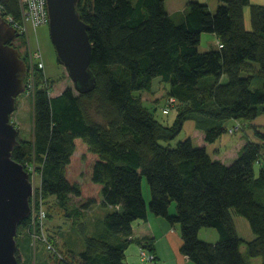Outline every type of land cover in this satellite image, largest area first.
Instances as JSON below:
<instances>
[{
  "label": "trees",
  "instance_id": "obj_1",
  "mask_svg": "<svg viewBox=\"0 0 264 264\" xmlns=\"http://www.w3.org/2000/svg\"><path fill=\"white\" fill-rule=\"evenodd\" d=\"M165 1L80 0V15L90 25L96 86L87 93L67 86L51 95L44 68L35 64L47 85L33 94V138L19 135L13 156L26 169L29 159L39 165L42 194L56 198L72 225L80 226L85 249L78 264H129L126 250L135 240L133 224L147 219L149 210L180 223V251L197 264H264V133L261 143L243 144L231 163L207 151L227 131L226 120L253 119L264 112V5L219 0L212 11L207 3L189 0L178 20ZM247 5L251 29L245 24ZM0 9L6 19L21 22L20 0H0ZM203 32L217 35L218 49H199ZM17 43L33 71L25 36ZM157 77L169 86L165 107L169 98L176 99L172 125L160 122L156 108L142 99ZM189 118L201 131L199 143L188 137L173 145ZM77 150L93 161L92 180L102 185L101 203L110 208L92 234L84 217L95 201L83 200L81 185L67 176ZM256 164L262 165L258 173ZM144 176L151 191L149 208ZM172 201L176 214L169 212ZM233 211L249 220L253 239L238 234ZM30 220L19 226H25L26 242L32 246ZM204 226L218 230L217 242L198 237ZM17 241V264H32L21 260L19 236ZM53 264L74 263L65 256Z\"/></svg>",
  "mask_w": 264,
  "mask_h": 264
},
{
  "label": "rangeland",
  "instance_id": "obj_2",
  "mask_svg": "<svg viewBox=\"0 0 264 264\" xmlns=\"http://www.w3.org/2000/svg\"><path fill=\"white\" fill-rule=\"evenodd\" d=\"M207 3L209 9L215 11L219 0H198ZM188 3V2H187ZM250 4H263L264 0H250ZM187 7V4H186ZM245 24L247 29H251L250 19V5L244 8ZM174 18H177L174 15ZM30 48L33 52L40 49L42 60L44 62V73L46 79L51 83L50 94L55 95L62 92L67 86L74 87V83L69 76L65 66L59 63L55 47L53 45L49 23L40 25L36 31L30 27L29 33ZM219 48L218 37L211 32H203L199 49L207 51ZM34 62L36 58L34 57ZM259 68L256 62H253ZM31 65L28 73L27 83L28 88L21 93L17 99V108L12 113L11 119L15 125L19 127L20 137L32 140L33 138V94L38 86H46L47 81L44 80L43 72ZM39 67V66H38ZM42 68V67H40ZM248 71L243 69L242 75H247ZM228 79L224 75L223 82ZM255 84V81H254ZM155 95L159 96L157 103L152 102L153 94L149 91H143L145 94L144 104L152 110L156 108V118L165 125H172L178 113V108L172 106L169 113H164L163 108L167 101L168 84L163 81L155 83ZM139 94V91H135ZM150 101V102H149ZM224 126L227 127L220 137L214 142L207 145V151L212 158H217L225 163H231L239 154L243 144L252 140L257 143L263 141L261 133H264V112L261 111L256 118H230L226 120ZM197 123L193 118L185 120L180 133L172 140V144L176 145L180 140H185L188 137H193V143H199L201 131L196 129ZM230 129H234L232 132ZM29 166L28 171L34 180V191L31 200L32 208L38 209L42 204L47 208L49 214L46 216L45 233L50 238L52 248H48L47 244L37 238L31 246L26 242L27 230L24 225L18 227V234L20 245L19 255L23 262L37 264L45 262L46 264H53L59 259L68 256L74 264L79 263V253L85 249L84 236L81 233L79 225L73 226L72 220L65 216L64 211L59 206L58 201L54 197L44 196L41 192V173L39 165L33 159L26 161ZM92 163L90 159L83 157L82 151L77 150L72 155L71 163L67 167V176L72 182H78L82 188L83 200L92 197L94 204H92L86 211L84 221L88 226V234H92L93 230L99 226L102 217L109 212L110 208L102 205V185L92 180ZM260 164H256L255 169L258 173ZM142 191L146 203L149 208L151 199L150 186L147 178L142 179ZM82 200V201H83ZM80 203V199L74 200ZM169 212L171 214L177 213L176 201H172ZM234 222L238 234L247 239H253L255 233L253 232L249 220L236 212H232ZM33 227V226H32ZM135 240L130 243L126 250V260L129 264H197L192 260L186 261L180 247L182 244L181 225L180 223L172 224L166 217L156 215L149 210L147 219H138L133 224ZM34 231H38L37 228ZM52 237V239H51ZM198 237L208 242H217L219 240V232L215 227L204 226L198 232ZM142 243L139 244L137 240ZM149 242L152 247H144V244ZM144 248L148 257L153 255V258L147 259L143 256L141 248ZM155 254V257H154Z\"/></svg>",
  "mask_w": 264,
  "mask_h": 264
},
{
  "label": "water",
  "instance_id": "obj_3",
  "mask_svg": "<svg viewBox=\"0 0 264 264\" xmlns=\"http://www.w3.org/2000/svg\"><path fill=\"white\" fill-rule=\"evenodd\" d=\"M80 0H47L49 28L57 59L65 66L74 88L92 91L96 76L91 68L93 45L90 25L79 11ZM20 33L0 9V264H17L18 227L32 213L34 180L14 158L20 130L11 119L18 96L28 88L29 66L13 44Z\"/></svg>",
  "mask_w": 264,
  "mask_h": 264
},
{
  "label": "built area",
  "instance_id": "obj_4",
  "mask_svg": "<svg viewBox=\"0 0 264 264\" xmlns=\"http://www.w3.org/2000/svg\"><path fill=\"white\" fill-rule=\"evenodd\" d=\"M21 11H22V20L21 22L13 23L12 19L9 21L16 27L17 31L21 35H24L27 41V49L29 54V58L31 60L32 67L37 64L39 67L44 68V62L42 60V54L40 49L33 52L30 48V40H29V33L30 27L36 31V29L43 24L49 23V12H48V5L47 0H20ZM220 46L222 44L220 43ZM34 57L36 58V62H34ZM176 103L175 98L168 99V105L163 109L164 113H168L170 108ZM234 129H230L232 132ZM31 220L30 225L33 228V244L39 238L40 240L44 241L47 244L48 248H52L51 242L44 231L45 221L47 216V208L44 207L42 204L39 206L38 209L32 208L31 213ZM37 228L38 231H34ZM143 256L147 259L153 258V255L150 257L147 256L146 251H141Z\"/></svg>",
  "mask_w": 264,
  "mask_h": 264
},
{
  "label": "crops",
  "instance_id": "obj_5",
  "mask_svg": "<svg viewBox=\"0 0 264 264\" xmlns=\"http://www.w3.org/2000/svg\"><path fill=\"white\" fill-rule=\"evenodd\" d=\"M188 1L189 0H166L165 1V4H166L167 11L172 16H173V14L176 15L177 18H175V19L181 20L182 16L185 13L186 4H187ZM156 80L157 81H159V80L162 81L161 78H159V77L155 78L154 81H153L152 90L149 91L150 94H153V97H152L153 98L152 99V102L153 103H157V101L159 99V96L155 95V93H154V91L156 89V87H155ZM144 95L145 94L142 93V97H143L142 99H143V101L146 100L144 98ZM144 247H146V244H144ZM185 259H186V261H189L190 260L188 257H185Z\"/></svg>",
  "mask_w": 264,
  "mask_h": 264
},
{
  "label": "flooded vegetation",
  "instance_id": "obj_6",
  "mask_svg": "<svg viewBox=\"0 0 264 264\" xmlns=\"http://www.w3.org/2000/svg\"><path fill=\"white\" fill-rule=\"evenodd\" d=\"M13 44H14L15 46H17V45H18L17 41H14V42H13ZM17 47H18V46H17Z\"/></svg>",
  "mask_w": 264,
  "mask_h": 264
}]
</instances>
